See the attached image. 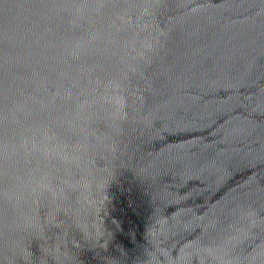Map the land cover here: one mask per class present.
<instances>
[{
  "label": "water",
  "instance_id": "water-1",
  "mask_svg": "<svg viewBox=\"0 0 264 264\" xmlns=\"http://www.w3.org/2000/svg\"><path fill=\"white\" fill-rule=\"evenodd\" d=\"M0 264H264V0H0Z\"/></svg>",
  "mask_w": 264,
  "mask_h": 264
}]
</instances>
